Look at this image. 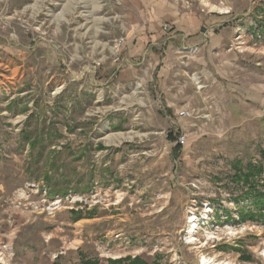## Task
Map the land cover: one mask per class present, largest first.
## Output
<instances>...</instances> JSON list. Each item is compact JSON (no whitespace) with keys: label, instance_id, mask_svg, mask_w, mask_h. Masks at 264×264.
<instances>
[{"label":"rangeland","instance_id":"rangeland-1","mask_svg":"<svg viewBox=\"0 0 264 264\" xmlns=\"http://www.w3.org/2000/svg\"><path fill=\"white\" fill-rule=\"evenodd\" d=\"M227 1L253 3L233 63L150 0H0V264H264L237 174L264 167V0Z\"/></svg>","mask_w":264,"mask_h":264},{"label":"crops","instance_id":"crops-1","mask_svg":"<svg viewBox=\"0 0 264 264\" xmlns=\"http://www.w3.org/2000/svg\"><path fill=\"white\" fill-rule=\"evenodd\" d=\"M176 1L150 0L152 18L171 22L186 47L196 48L201 45L202 50L209 48L215 55H229L230 63L237 58H245L247 51L254 50L250 45L253 37L251 31L254 21L251 14L253 3L249 4L245 13H236L235 6L227 0L212 4L213 12H205L195 4H189L187 7L177 5ZM199 49L190 51L196 53L200 51Z\"/></svg>","mask_w":264,"mask_h":264},{"label":"trees","instance_id":"trees-1","mask_svg":"<svg viewBox=\"0 0 264 264\" xmlns=\"http://www.w3.org/2000/svg\"><path fill=\"white\" fill-rule=\"evenodd\" d=\"M45 151V150H44ZM43 154V153H42ZM237 173L239 175L238 183L246 186L249 190L246 192V196L252 198V205L254 206L253 210H243L239 213L240 222H245L249 219L255 220L257 214H260L264 217V183L263 185L257 184L259 178L264 174L263 165L254 166L249 164L247 166L241 167L238 169ZM236 174V175H237ZM257 180V181H256ZM259 212V213H258ZM79 216V215H78ZM230 218V216H228ZM80 220V217L76 218V221ZM83 264H97L95 261H82ZM109 264H146L140 258H125L119 260H111Z\"/></svg>","mask_w":264,"mask_h":264},{"label":"bare ground","instance_id":"bare-ground-1","mask_svg":"<svg viewBox=\"0 0 264 264\" xmlns=\"http://www.w3.org/2000/svg\"><path fill=\"white\" fill-rule=\"evenodd\" d=\"M206 217H207L206 214L203 215V216H201L200 219L201 218L202 219L200 221L204 220ZM199 222H196V220L190 222V227L189 228L192 230L191 233H190V235H192L196 231V228H197V225L199 224ZM204 262H206L205 259H204Z\"/></svg>","mask_w":264,"mask_h":264},{"label":"built area","instance_id":"built-area-1","mask_svg":"<svg viewBox=\"0 0 264 264\" xmlns=\"http://www.w3.org/2000/svg\"><path fill=\"white\" fill-rule=\"evenodd\" d=\"M165 29H167V26H165ZM122 41H123V40H122ZM119 45H120V44H119ZM119 45H118V46H119ZM180 115H181L182 117H186V116H189V112L186 111V110H183V111H181ZM180 140H184V136H183V137H180Z\"/></svg>","mask_w":264,"mask_h":264}]
</instances>
